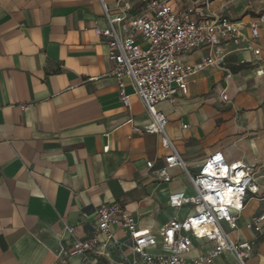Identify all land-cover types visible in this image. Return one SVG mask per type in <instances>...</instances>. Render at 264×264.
Wrapping results in <instances>:
<instances>
[{"label":"crops","instance_id":"crops-1","mask_svg":"<svg viewBox=\"0 0 264 264\" xmlns=\"http://www.w3.org/2000/svg\"><path fill=\"white\" fill-rule=\"evenodd\" d=\"M150 1L0 0V264H144L122 229L115 228L118 243L106 246L104 255L70 256L69 250L75 239L95 234L104 204L120 205L141 232L155 235L154 252L164 227L193 212L170 206L171 194L193 196L195 189L179 167L168 169L170 182L160 179L170 151L144 131L152 119L128 79L130 104L122 102L110 75V48L95 31L109 28L103 2L112 15L135 17ZM171 2L178 12L194 7L203 17L226 16L242 25L239 41L221 43L218 64L158 109L191 174L217 151L230 162L256 165L259 196L249 199L230 236L255 240L249 262L264 264V233L247 227L264 214V73L258 74L264 71V23L259 40L251 41L250 31L264 0ZM210 54L201 49L181 60L199 64ZM211 248L194 240V254ZM228 257L234 259L227 254L219 261Z\"/></svg>","mask_w":264,"mask_h":264},{"label":"built area","instance_id":"built-area-1","mask_svg":"<svg viewBox=\"0 0 264 264\" xmlns=\"http://www.w3.org/2000/svg\"><path fill=\"white\" fill-rule=\"evenodd\" d=\"M103 5L109 28L96 27L95 31L110 48V75L118 82L121 100L129 106L130 96L126 94L125 83L128 79L152 119L144 131L158 135L161 146L170 151L165 158L166 166L159 171L160 179L170 182L168 169L179 167L187 173L196 193L193 196L184 192L170 195L169 203L173 209L193 208V212L184 219H172L164 227L157 252L152 251L159 246L155 235L141 232L136 218L120 205L104 204L98 210L95 234L87 240L75 239L69 255H104L106 246L118 243L116 229H122L134 239L133 252L144 264H222L219 259L227 254L237 264H248L255 254V240L234 241L230 232L239 229L240 215L249 199L259 196L256 165L230 162L222 151H217L208 157L198 173L191 174L167 133L166 114L158 109L161 103L187 94L191 78L205 68L216 66L221 43L239 41L242 25L226 16L203 17L194 7L178 12L171 0H152L147 4L146 12L135 17L123 13L112 15L104 2ZM259 23H264V13L250 24L251 41L260 38ZM139 37L147 46L139 42ZM201 49L211 51L202 63L181 60L182 56ZM253 53L261 57L262 49L255 48ZM263 73V70L258 71L259 75ZM223 98L228 100L227 95ZM153 167L154 163L148 162V168ZM247 227L263 234L264 214L254 216ZM101 235L105 237L104 242L100 240ZM194 240L210 243L212 248L194 254Z\"/></svg>","mask_w":264,"mask_h":264},{"label":"rangeland","instance_id":"rangeland-1","mask_svg":"<svg viewBox=\"0 0 264 264\" xmlns=\"http://www.w3.org/2000/svg\"><path fill=\"white\" fill-rule=\"evenodd\" d=\"M224 264H236L235 263V259H232L231 257H228V258L225 259V263ZM248 264H250V262H248Z\"/></svg>","mask_w":264,"mask_h":264}]
</instances>
